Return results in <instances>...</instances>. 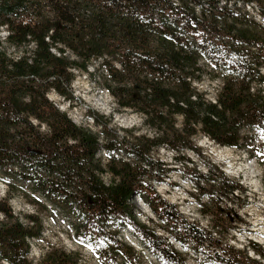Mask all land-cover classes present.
<instances>
[{"label":"trees","instance_id":"obj_1","mask_svg":"<svg viewBox=\"0 0 264 264\" xmlns=\"http://www.w3.org/2000/svg\"><path fill=\"white\" fill-rule=\"evenodd\" d=\"M221 1L0 0V33L6 28L9 47L23 49L10 57L0 37V182L10 194L24 188L38 194L44 200L38 204L60 210L76 235L86 239H116L111 229L133 222L165 264L186 261L155 230L132 220L137 196L163 230L182 247L190 246L196 257L205 245L215 244L214 228L183 219L178 207L155 190L152 181L163 182L172 168L152 153L162 146L177 154L197 151L192 139L203 133L221 147L264 156L255 137L264 133V27L242 10L220 7ZM243 1H257L264 14V0ZM93 59H102L99 69L108 73L106 85L119 110L140 113L153 137L130 141L91 110L88 116L101 132L89 131L49 100L47 94L55 91L72 103V69L88 73ZM203 62L224 81L215 102L195 86L202 80ZM101 151L109 161L106 168L98 158ZM194 173L197 191L209 202L214 196L205 184L217 189L220 199L246 191L222 171L215 172L217 177L211 168L206 175ZM2 205L0 264L3 259L32 264L29 241L42 237L43 223L32 216V226L25 225ZM248 248L245 260L257 263L252 251L263 264L264 248L252 241ZM241 254L223 255V264H244ZM41 264H80V257L52 247Z\"/></svg>","mask_w":264,"mask_h":264},{"label":"rangeland","instance_id":"obj_2","mask_svg":"<svg viewBox=\"0 0 264 264\" xmlns=\"http://www.w3.org/2000/svg\"><path fill=\"white\" fill-rule=\"evenodd\" d=\"M243 0H223L219 3L223 7L225 3L232 10H242L248 18L264 27V20L259 21L258 9L261 5L253 1V12L247 8L248 5ZM256 16V20L255 17ZM8 36L7 29H1L0 37L5 43L4 48L10 57L20 56L21 50L10 48L6 42ZM29 51L34 50L33 44L28 47ZM54 54L58 52L53 51ZM73 60L75 58L70 52L65 54ZM100 59H93L88 66V73L81 70L72 69L75 78L72 83V92L74 100L71 103L62 95L55 91H50L47 97L57 108L65 112L72 118L77 125L93 131L101 132V128L94 124L88 112H94L102 123L109 122L108 127L119 136H128V140H133L136 136H147L151 138L155 135L153 129H148L144 124L143 116L131 109H121L117 100L107 88L108 73L104 69H99ZM204 63V62H203ZM205 71L201 81H195V86L206 94L209 101L216 100V95L222 88L224 81L221 77H214L216 73L212 72L211 65L203 64ZM114 66L119 68L118 63ZM264 77V68L261 71ZM264 92V85L261 88ZM182 117L176 122L180 127ZM44 131L45 129L42 128ZM203 133L193 137L197 151L187 150L182 154H177L168 147H159L152 156L158 161L164 162L168 168H172L169 176L163 182L152 181L155 190L161 198L167 203L174 204L183 219L200 225L204 229H212L213 232L219 233L215 236L216 243L205 245L202 249L204 252L200 256L194 255L190 246L182 247L173 236L168 235L163 230L161 223L152 213L150 207L137 196L131 205L134 206V221L146 226L150 231L167 240L172 248L178 251L186 264H223V255L241 252L240 262L244 264H258L263 262L252 251L249 256L256 260L257 263H251L245 260L244 254L249 250V242L252 241L264 248V156H250L247 149L237 150L228 147L218 146V144L203 143ZM256 140L259 141L261 149L264 152V133L257 132ZM98 158L103 162L106 168L108 164L107 155L104 151L98 154ZM211 170L222 171L225 175L245 187L244 194L235 193L234 196L221 198L216 190L209 189L211 185H204L208 188V194L213 197V201L206 200L201 195L198 188L194 185L198 176L195 171L203 175ZM217 177V173L214 174ZM104 182L107 184L111 180L108 172L102 175ZM2 183V182H1ZM0 188V205L3 208H10L15 217H18L25 225H31L28 217L36 216L43 223L44 230L41 238H32L29 241L31 246L30 261L32 264H41L48 251L52 247L59 250H65L69 253L79 254L80 264H165L158 259L155 254L147 247L148 239L142 240L139 230L133 222H129L123 227L115 228L116 232L111 229L113 237H96L86 239L76 235L72 223L61 213L47 203V209H44V202L38 194L30 192L24 188V191H14L10 194L7 186L2 183ZM26 193V195L24 194ZM206 204L203 208L202 204ZM233 218V219H232ZM240 218V221L239 219ZM242 219V220H241ZM5 220V215L0 212V222ZM249 230L251 232H249ZM150 235V233H149ZM216 235V234H215ZM151 238L149 237V240ZM229 264V263H227ZM264 264V263H263Z\"/></svg>","mask_w":264,"mask_h":264},{"label":"built area","instance_id":"obj_3","mask_svg":"<svg viewBox=\"0 0 264 264\" xmlns=\"http://www.w3.org/2000/svg\"><path fill=\"white\" fill-rule=\"evenodd\" d=\"M243 3H246V2H243ZM250 5H251V12H253V7L254 6H257V4L250 3ZM224 6H228L227 3H225ZM260 15H263V13H262L261 10H260ZM254 17H255V20H256V16H254ZM58 56H60V53L59 52H58ZM100 60H102V59H100ZM214 102H215V100H214ZM202 138H203L202 139L203 143H212V144H215V142L211 141L210 138L207 135H202ZM35 240L36 239H34V241ZM1 264H10V263L7 262L6 260H2Z\"/></svg>","mask_w":264,"mask_h":264},{"label":"bare ground","instance_id":"obj_4","mask_svg":"<svg viewBox=\"0 0 264 264\" xmlns=\"http://www.w3.org/2000/svg\"><path fill=\"white\" fill-rule=\"evenodd\" d=\"M255 7H257V6H255ZM247 8H249V10H251V5H248ZM253 9H254V7H253ZM257 9H258V7H257ZM257 11L259 12L258 20L261 22L264 20V18L262 17V15H260V9H258Z\"/></svg>","mask_w":264,"mask_h":264}]
</instances>
